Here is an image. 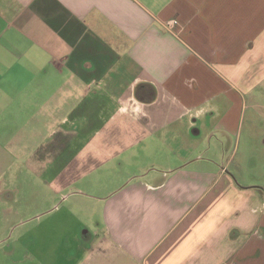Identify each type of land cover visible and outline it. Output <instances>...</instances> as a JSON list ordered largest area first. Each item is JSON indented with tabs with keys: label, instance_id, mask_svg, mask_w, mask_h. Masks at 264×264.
Wrapping results in <instances>:
<instances>
[{
	"label": "crops",
	"instance_id": "1",
	"mask_svg": "<svg viewBox=\"0 0 264 264\" xmlns=\"http://www.w3.org/2000/svg\"><path fill=\"white\" fill-rule=\"evenodd\" d=\"M255 86L264 0H0V199L89 226L75 264H264V171L219 162Z\"/></svg>",
	"mask_w": 264,
	"mask_h": 264
},
{
	"label": "rangeland",
	"instance_id": "2",
	"mask_svg": "<svg viewBox=\"0 0 264 264\" xmlns=\"http://www.w3.org/2000/svg\"><path fill=\"white\" fill-rule=\"evenodd\" d=\"M243 99L242 106L246 110L243 132L227 138V146L222 149L219 157L220 166H226L239 186L244 182L257 181V174L264 171V94L255 86ZM204 156L211 158V154ZM20 196L24 202L20 209L27 220L37 210L30 207L37 197L27 188L23 192L24 197L22 194ZM9 197L10 194L8 201L11 200ZM67 205L64 200L60 201L58 209L49 216H55L59 220L65 218V212H70L65 208ZM8 207L9 205L0 199V264H75V257H70V250L75 251L71 249L73 244L70 243V237L76 230L80 234L84 233V229L90 228L89 226L80 225L78 221H73L71 225L46 223L41 226L37 225V222L26 221L23 225L21 214H17L16 210H7ZM73 211L76 216L83 217V210L76 208ZM98 216L94 211V220H97ZM20 233L25 235L17 241Z\"/></svg>",
	"mask_w": 264,
	"mask_h": 264
}]
</instances>
